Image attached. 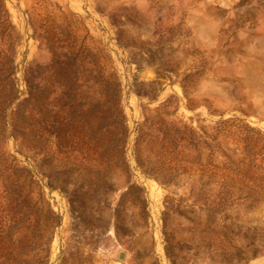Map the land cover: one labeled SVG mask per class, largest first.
Segmentation results:
<instances>
[{
    "label": "rangeland",
    "instance_id": "1",
    "mask_svg": "<svg viewBox=\"0 0 264 264\" xmlns=\"http://www.w3.org/2000/svg\"><path fill=\"white\" fill-rule=\"evenodd\" d=\"M0 264H264V0H0Z\"/></svg>",
    "mask_w": 264,
    "mask_h": 264
},
{
    "label": "water",
    "instance_id": "2",
    "mask_svg": "<svg viewBox=\"0 0 264 264\" xmlns=\"http://www.w3.org/2000/svg\"><path fill=\"white\" fill-rule=\"evenodd\" d=\"M123 255H124L123 253H119L118 259L121 258Z\"/></svg>",
    "mask_w": 264,
    "mask_h": 264
},
{
    "label": "bare ground",
    "instance_id": "3",
    "mask_svg": "<svg viewBox=\"0 0 264 264\" xmlns=\"http://www.w3.org/2000/svg\"><path fill=\"white\" fill-rule=\"evenodd\" d=\"M124 254V253H123ZM124 256H125V254L121 257V258H119V260H122V259H124Z\"/></svg>",
    "mask_w": 264,
    "mask_h": 264
}]
</instances>
